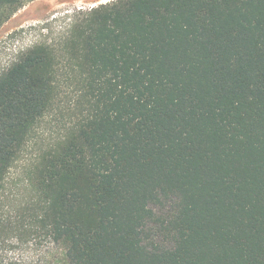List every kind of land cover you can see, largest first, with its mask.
Segmentation results:
<instances>
[{
  "label": "trees",
  "instance_id": "16d2710c",
  "mask_svg": "<svg viewBox=\"0 0 264 264\" xmlns=\"http://www.w3.org/2000/svg\"><path fill=\"white\" fill-rule=\"evenodd\" d=\"M28 1L0 0V25ZM62 61L91 102L34 167L62 263L264 264V0H111L22 53L0 72V195Z\"/></svg>",
  "mask_w": 264,
  "mask_h": 264
},
{
  "label": "rangeland",
  "instance_id": "374dc122",
  "mask_svg": "<svg viewBox=\"0 0 264 264\" xmlns=\"http://www.w3.org/2000/svg\"><path fill=\"white\" fill-rule=\"evenodd\" d=\"M109 1H28L0 25V72L36 44L59 47L81 12ZM62 66L70 74L71 82L60 81L58 97L34 128L1 191L0 263L63 264L61 247L52 241L40 222L43 200L33 179L40 156L58 144L91 104L78 73L66 61H62Z\"/></svg>",
  "mask_w": 264,
  "mask_h": 264
}]
</instances>
